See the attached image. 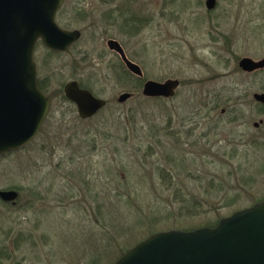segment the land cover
I'll use <instances>...</instances> for the list:
<instances>
[{
    "label": "rangeland",
    "instance_id": "374dc122",
    "mask_svg": "<svg viewBox=\"0 0 264 264\" xmlns=\"http://www.w3.org/2000/svg\"><path fill=\"white\" fill-rule=\"evenodd\" d=\"M126 10L142 19L136 35ZM55 21L81 38L62 53L34 47L51 109L31 143L0 156V190L19 193L14 206L0 201V264H111L151 227L212 226L264 199V111L252 99L264 93V69L237 66L264 58V0H216L210 11L204 0H63ZM110 39L143 82L179 80L175 96L146 103L133 92L118 104L130 89ZM71 80L107 106L79 119L63 99ZM176 192L202 213L176 215Z\"/></svg>",
    "mask_w": 264,
    "mask_h": 264
},
{
    "label": "water",
    "instance_id": "95a60500",
    "mask_svg": "<svg viewBox=\"0 0 264 264\" xmlns=\"http://www.w3.org/2000/svg\"><path fill=\"white\" fill-rule=\"evenodd\" d=\"M63 0H0V154L17 150L38 134L51 102L37 87L33 50L37 40L52 51L64 52L80 38L78 31H66L55 22ZM206 10L216 0H205ZM126 69L142 77L141 68L126 58L115 40L107 42ZM238 68L247 74L264 69V58H241ZM179 80H146L141 88L145 98H171ZM80 119H90L106 106V101L79 88L77 81L63 87ZM132 97L123 92L116 98L123 104ZM252 99L264 105V93ZM262 121L254 122L258 128ZM18 193L0 190V200L15 204ZM113 264H264V200L233 212L214 227L191 231L166 230L154 233L128 251Z\"/></svg>",
    "mask_w": 264,
    "mask_h": 264
},
{
    "label": "trees",
    "instance_id": "16d2710c",
    "mask_svg": "<svg viewBox=\"0 0 264 264\" xmlns=\"http://www.w3.org/2000/svg\"><path fill=\"white\" fill-rule=\"evenodd\" d=\"M130 11V10H129ZM126 13H128V11L125 12V14L122 16L123 18H125L126 16ZM133 15V16H132ZM127 17H129V19H126L125 22H123L124 27H126V31L127 33H130V35H136L137 34V31L138 29H140V26L138 25L139 23H142V19H137V17L132 14V12L130 11V13L127 15ZM115 20V19H114ZM123 20V19H122ZM260 39H263L264 41V37L260 38ZM54 53V52H53ZM120 74H117L118 76V81H121L123 80L124 82H127V84L129 85V91L128 92H131V93H135L136 96L138 97H141L142 98V101L144 102H149V101H158L160 100L159 98H153V99H149V98H144L140 95V89H141V86H142V83H143V79H140V78H137L133 75H131L129 72H127L123 66L121 65L120 66ZM259 72V71H258ZM81 87H83L81 85ZM38 88L43 92H44V87L42 85V83L38 82ZM83 88H86V87H83ZM88 89L89 91H91L90 88H86ZM63 99L65 100L64 96H63ZM228 100V99H227ZM231 106V105H230ZM256 107H259V110L261 111H264V106L261 105V104H256ZM231 108L233 109L232 112H236L237 110H235L233 108V106H231ZM263 146V145H261ZM264 147V146H263ZM13 152V151H12ZM3 155V154H2ZM0 155V156H2ZM183 165V164H181ZM176 167V166H175ZM162 178H165L167 177V173L165 170H160L159 171ZM213 183V182H212ZM13 190V188H11ZM16 190V189H15ZM17 191V190H16ZM176 193H179L178 194V206H177V212H176V215L178 214V216L180 218H182V216H196V215H199L200 213H202L201 211V207H202V204L194 197V196H189V198L187 196H184L181 192H176ZM236 201V198H233V199H230V200H227V202L225 201L224 203V206H231V205H234ZM4 204V203H3ZM157 220L154 219V222H156ZM218 223V222H217ZM216 223V224H217ZM215 224V225H216ZM215 225H212V226H204V227H214ZM196 229V228H195ZM148 236L154 234V233H157V232H160V231H155L152 229V227L148 230ZM19 238H21V236H19ZM18 238V239H19ZM3 250H5L3 247H0V252H2ZM127 250H125L124 252H126ZM123 251L121 252V255L124 253ZM6 256L5 258H8L9 257V253L7 252L6 250ZM120 255V256H121ZM120 256H118L116 259H118ZM115 259V260H116ZM100 258L99 257H95L93 258V260L91 261V264H100L101 262L99 261ZM113 263V262H112ZM111 263V264H112Z\"/></svg>",
    "mask_w": 264,
    "mask_h": 264
},
{
    "label": "flooded vegetation",
    "instance_id": "af4514ba",
    "mask_svg": "<svg viewBox=\"0 0 264 264\" xmlns=\"http://www.w3.org/2000/svg\"><path fill=\"white\" fill-rule=\"evenodd\" d=\"M127 10H128V9H127ZM127 10H126V11H127ZM111 11H112L113 15H114V13L116 12V10H115V11H114V10H111ZM113 18H114V17H113ZM114 19L116 20V18H114ZM66 31H79V30L73 29V30H66ZM79 33H80V38H81V31H79ZM80 38H79V40H80ZM79 40H78V41H79ZM78 41H77V42H78ZM77 42L73 43L70 47L74 46ZM70 47H69V48H70ZM122 48H123V47H122ZM123 50H124V49H123ZM231 111H232V110H231ZM235 116L237 117V118L235 117L236 119L234 118L235 121L241 119V117L238 118L237 115H235ZM259 121H262V120H259ZM253 123H254V122H253ZM253 123H252V124H253ZM262 124H263V121H262V123L259 125L258 128H260V127L262 126ZM258 128H255V129H258Z\"/></svg>",
    "mask_w": 264,
    "mask_h": 264
}]
</instances>
